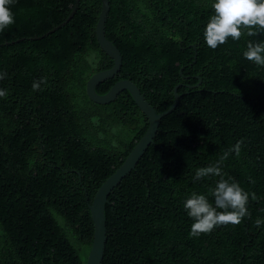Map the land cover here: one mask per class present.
Masks as SVG:
<instances>
[{
  "label": "trees",
  "instance_id": "16d2710c",
  "mask_svg": "<svg viewBox=\"0 0 264 264\" xmlns=\"http://www.w3.org/2000/svg\"><path fill=\"white\" fill-rule=\"evenodd\" d=\"M76 3L14 0L15 23L0 32V264H86L89 205L149 127L128 90L106 105L88 97V80L114 66L96 36L101 0H80L46 35ZM212 14L211 0H110L105 35L123 64L97 93L130 80L158 113L175 89L179 100L109 196L102 264H264V66L243 57L264 33L212 49ZM224 152L223 171L257 199L240 223L190 236L184 199L219 179L194 180L195 170Z\"/></svg>",
  "mask_w": 264,
  "mask_h": 264
},
{
  "label": "clouds",
  "instance_id": "9594fccd",
  "mask_svg": "<svg viewBox=\"0 0 264 264\" xmlns=\"http://www.w3.org/2000/svg\"><path fill=\"white\" fill-rule=\"evenodd\" d=\"M14 0H0V32L15 23V14L11 5ZM214 10L204 28V41L212 49L226 43L229 37L239 40L241 35L256 36L264 33V0H211ZM243 57L258 66H264V40H249L243 51ZM7 73L0 71V80ZM47 83V77L33 81V90ZM7 90L0 88V97ZM243 140H238L229 152L237 156L241 152ZM229 152H224L220 159L212 165L199 167L195 170L194 180L204 177H219L207 193L191 192L183 201V208L192 219L190 236L198 237L202 233L211 232L215 227L225 224H238L249 215L248 202L257 199L254 192L245 190L233 177L223 171L221 165ZM227 177V178H225ZM257 226L264 224V219L257 218Z\"/></svg>",
  "mask_w": 264,
  "mask_h": 264
},
{
  "label": "water",
  "instance_id": "95a60500",
  "mask_svg": "<svg viewBox=\"0 0 264 264\" xmlns=\"http://www.w3.org/2000/svg\"><path fill=\"white\" fill-rule=\"evenodd\" d=\"M101 1L102 11L97 24L96 36L101 48L113 59L114 66L111 69L94 74L88 80V97L96 104L106 105L113 102L121 92L128 90L143 114L146 115L149 121V127L145 135L137 143L123 164L101 185L92 204L89 205L94 223V238L86 264H102L107 242L106 205L108 203L109 196L121 184V182L136 169V166L148 150L149 146L154 143L161 120L172 113V111L177 107L179 100L177 89H175V101L172 107L163 113H158L145 99V96L141 93L136 84L130 80L118 81L104 95L97 93L96 88L101 83L115 77L121 71L123 64V57L120 50L111 41H109L105 35L106 19L110 11V0ZM79 3L80 0H77L76 8L65 23L57 26L46 35L54 33L56 30L67 24L75 15ZM33 39L38 40L40 38L37 37Z\"/></svg>",
  "mask_w": 264,
  "mask_h": 264
},
{
  "label": "rangeland",
  "instance_id": "374dc122",
  "mask_svg": "<svg viewBox=\"0 0 264 264\" xmlns=\"http://www.w3.org/2000/svg\"><path fill=\"white\" fill-rule=\"evenodd\" d=\"M85 251H84V254H85V258H87L88 259V255L89 254H87V252H86V249H84ZM87 256V257H86Z\"/></svg>",
  "mask_w": 264,
  "mask_h": 264
}]
</instances>
